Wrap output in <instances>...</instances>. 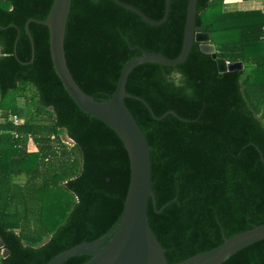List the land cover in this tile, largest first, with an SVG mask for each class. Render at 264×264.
Returning <instances> with one entry per match:
<instances>
[{"label": "trees", "instance_id": "trees-1", "mask_svg": "<svg viewBox=\"0 0 264 264\" xmlns=\"http://www.w3.org/2000/svg\"><path fill=\"white\" fill-rule=\"evenodd\" d=\"M120 1L156 21L165 15L166 0ZM53 2L0 0V238L10 252L4 257L0 248V264H47L104 237L129 190L122 139L70 96L55 71L49 29L37 22L30 23L33 56L26 24L47 19ZM188 5L171 0L167 20L151 24L115 0H73L65 51L78 84L106 100L143 50L176 58ZM224 5L198 0L196 28L210 34L218 57L243 62L242 69L220 71L195 42L183 63L141 64L127 83L146 101L126 98L152 147L156 206L151 199L148 217L170 263L264 223V9ZM170 110L177 115L156 118ZM222 264H264V239Z\"/></svg>", "mask_w": 264, "mask_h": 264}, {"label": "water", "instance_id": "water-1", "mask_svg": "<svg viewBox=\"0 0 264 264\" xmlns=\"http://www.w3.org/2000/svg\"><path fill=\"white\" fill-rule=\"evenodd\" d=\"M115 1L151 24L164 23L171 8V0H166L165 15L161 20L156 21L132 4L120 0ZM197 1L189 0L184 42L180 54L176 58H170L162 53L143 50L141 55L133 57L125 64L115 92L106 100H99L86 93L68 66L65 39L73 0H54L47 19H30L26 24L33 56L35 49L30 23L37 22L48 27L55 71L66 90L80 108L106 123L120 136L129 154L131 165L129 190L119 223L104 237L77 244L56 255L47 264H60L65 259L78 254L92 255V258L84 264H222L241 249L264 239L263 223L231 237H225L224 242L212 250L200 252L180 262L170 263L166 256V248L160 243L149 223L148 209L151 199L154 200L156 206L152 182V147L126 103V98H138L146 103L144 99L132 95L127 90L131 72L137 66L147 62L167 66L183 63L188 58L195 42L200 43L203 52L212 54L222 72L239 70L244 66L243 62H228L218 57L216 46L210 43V34L196 28ZM152 113L154 114L153 111ZM169 114L177 115L175 111L170 110L162 117L156 118L163 119ZM262 160L264 162L263 156ZM0 248H4L1 238ZM9 253L7 249H3L4 257H7Z\"/></svg>", "mask_w": 264, "mask_h": 264}, {"label": "crops", "instance_id": "crops-1", "mask_svg": "<svg viewBox=\"0 0 264 264\" xmlns=\"http://www.w3.org/2000/svg\"><path fill=\"white\" fill-rule=\"evenodd\" d=\"M236 6V7H234ZM264 9V0H225L224 11Z\"/></svg>", "mask_w": 264, "mask_h": 264}, {"label": "rangeland", "instance_id": "rangeland-1", "mask_svg": "<svg viewBox=\"0 0 264 264\" xmlns=\"http://www.w3.org/2000/svg\"><path fill=\"white\" fill-rule=\"evenodd\" d=\"M234 7H236V6H234ZM32 92V90H30V91H28V93H31ZM69 139V138H68ZM30 148L33 150V149H35V144L33 143V142H30Z\"/></svg>", "mask_w": 264, "mask_h": 264}, {"label": "built area", "instance_id": "built-area-1", "mask_svg": "<svg viewBox=\"0 0 264 264\" xmlns=\"http://www.w3.org/2000/svg\"><path fill=\"white\" fill-rule=\"evenodd\" d=\"M263 40H264V33H263ZM15 121L18 122L19 120L17 118H15Z\"/></svg>", "mask_w": 264, "mask_h": 264}]
</instances>
